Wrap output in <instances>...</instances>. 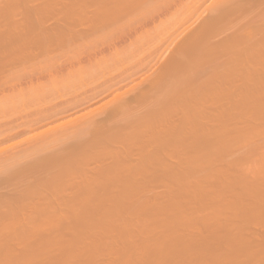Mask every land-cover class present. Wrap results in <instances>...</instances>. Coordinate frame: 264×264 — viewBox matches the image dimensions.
I'll return each instance as SVG.
<instances>
[{
  "label": "bare ground",
  "instance_id": "obj_1",
  "mask_svg": "<svg viewBox=\"0 0 264 264\" xmlns=\"http://www.w3.org/2000/svg\"><path fill=\"white\" fill-rule=\"evenodd\" d=\"M34 1L36 2V0H33V1H31V0H0V14L2 16V17H0V23H4V24H0L1 25L0 27H2L1 29L3 30V31H1V29H0V37H1V39H0V76H1L0 77V241H5L6 243L8 242V245H7L8 247L4 246V244L2 245L0 243V256L2 255V257H3V255H4V257H7V256H5L6 254H9L10 252L12 253V252L16 251V249H15L16 247L13 246V244H15V243L17 244L20 242L19 244H21V243H23V244H21V246H19L18 248L21 247L20 250H23L26 252L21 251V254H23V253L24 254L21 257L18 256V258L19 259L21 258V260L24 258L23 260H25V261H27V259L29 261L33 260V258H32L33 256L31 257L29 255L31 254V251L36 250L35 252H37V249L39 250V247L37 249L36 248L32 249L34 246H32V247H29V246H31V244L35 245L34 242L37 243L39 240H40L39 242H41V241L45 242L46 241L47 243H49V242L51 243L52 240H50V239H54V238H50V237H53L51 235L54 234L53 232L55 229H53V228H55V225H56V228H58L57 230L62 231V229H60V228H64L65 224L68 225V223H66L68 220H70L69 223L71 221H73V223H71V224H74V225L78 222V224L80 226H82L85 221H87V223L89 224L88 220L91 221L94 218L92 213L97 211V210L94 211V209H96L98 207L100 208L101 206L103 207L106 204L112 205V206L114 205L116 207L117 205L119 206L121 201L124 202L126 200V198H123V200H121L119 203L117 199H115V201H114V199H112L111 197H109V196L106 197V195H108L112 190H114V192L119 191L120 193H123L122 194L123 196H125L124 195L125 193H129V192L133 193V191H137L140 195L141 192L143 193L144 191H146V190H144V188L146 189V187L148 188V190H150L149 186H147L145 181L143 180L144 177L146 178V176H152V177H154V180H157L156 178H158V180H159L163 176H165L166 179H168V181H169V178H170V180L174 179L176 181L173 180V182L171 184L176 186L174 184V183H176L177 187L179 186V189H177V190H179L180 194L183 195V196L181 195L180 197H182V198L183 197H186V198L191 197V199L194 198L195 201L197 198L198 201L201 200L202 202L206 203V205L208 202L207 201L208 198H212L213 197L212 195H215V193L219 190H222V192L224 190V192H226L225 189L226 190L228 189L227 191H229L230 189H232L234 187L241 188L244 185H245V187H243V188H246L249 186L251 191H252V188L258 189L257 188L258 183H257V185L254 183V181L256 180V178L254 179V176L259 177L258 176L259 174L257 173L258 174V175L256 174L257 176L254 174L256 172H258V170H260L258 168L259 166L262 167L261 163H263L262 160H264L262 157V156H264L263 155L264 152L262 155H260L262 157L261 158L262 162H257L258 164L260 163L259 166L256 165V163L255 164L252 163L254 165V168H255V166H257V168H255V169L253 168L254 169L253 170L252 169L253 166L251 167V165H249L250 168L248 167V169H245L247 172H248V170H253L254 174L251 171L248 172L249 173L248 175H251V174L254 175L253 176L254 181H252L253 185L249 184V182L246 180L247 177L244 176L246 174V172L244 174V172L242 171L243 168L239 169L240 171H242V173H238L240 171L237 170V168H238L237 164L239 163V160H237V159H240L241 157L240 158L236 157V160L238 161L237 164H235V165L231 164V166L232 165L235 167L237 166L236 168L232 167V168H234L233 171L234 172L238 171L237 173H233L232 169H231V172L233 174L232 175L233 177H232V176H230L231 174L227 173V171H226V170L230 169V167L228 168V166H230V164L226 165L227 168L222 167V168H225L226 170L222 169L221 167H220L221 169H219V168H217L218 167L216 164L217 162L215 163L214 161H211V163H210L211 157L212 158H215V157L210 156V155H208V157H207L206 154L209 153V151L212 152L213 150H215L216 149L215 147H217V150H219L218 148L222 147V146H224V148H225V146L226 147L233 146V144H231V142H233V141H229V140L225 139L224 142H226V143H224L221 141V137L219 136V133H220V135L223 134V133H221V132H223L222 122L225 121V123H226V119L224 120L222 115H225V114L227 115V113H228V112H226L227 110L233 111L232 113H234V110H235V114H237V117H239V118H236L237 120L238 119L241 120L240 118H244V117H241V114L242 115L251 114V116H252V114H259L260 116H262V115L264 116V110H261L260 106H259L260 110H258V108H256V110L255 109L247 110L246 109L247 107H244L247 102H249V103H252L253 101L256 102L255 101L256 96L260 93L263 94V92H264V0H211V1L209 0L210 1L209 3H208V0H96L97 3H94V0H92L91 3L96 4V6H95L96 8H94V5H92L93 9H95V11L92 9L94 12L93 11L92 12L87 11V10L91 11L90 8H92V7L87 6V3L90 5L89 1H91V0H84V1L81 0L82 4L79 0H76V1H78L76 4H75V0H74V3H72V1L69 3L70 0L67 2L65 1V3H67V4H65V6L68 7L70 5L71 10L74 9L78 5L77 8L75 9V12H76L77 16L79 15L78 13H80L81 16L79 15L78 16L79 18H77L75 16L73 17V13H75L74 10L70 14V16L72 15L73 18L72 17L70 18V16L68 14L71 10L69 8H68L69 12L66 11L64 14V11L67 9V8H65L64 4H62L63 5L62 8H64L63 9L64 11H61L62 8L57 9L58 12L56 11V13H57L56 14L54 11V15L56 14L54 16L52 14L53 12L51 11L52 7L48 11L49 6L48 7L45 6L46 4H48L52 0H45L44 1L45 3L48 2L46 4H44V2H42L43 6H45V7L41 6L42 9H40V10H42V12H39L40 11L39 7H38V10L35 7H34L35 9L33 8V6H36ZM41 1H43V0H41ZM37 3H38V0H37ZM68 3H69V5H68ZM205 3H208V4L205 5ZM30 4H33V6L31 5L32 7L31 6L28 7V5H30ZM40 4H41V2H40ZM52 4H54V1H52ZM71 5H74V6H71ZM53 6H55V5H53ZM79 6L81 7L80 12L78 9ZM85 6H87V7H85ZM43 8H44V10H46L45 13H43L44 12ZM46 8H48V9H46ZM201 9H203V11ZM20 10L22 11V12H20L22 16L21 17L19 16L18 19L22 18L23 20L20 19L19 21H22V22L18 23L17 13L20 15V13H19ZM81 10L83 12H81ZM15 11H16V16H15L16 18L14 19V18H12V15L14 17ZM3 12L4 13L7 12V13H5L6 15H4ZM8 12L9 13L13 12V14H9ZM23 12H25V13H23ZM59 12H63V13L61 14ZM46 13H51V16L49 17V15ZM66 13L69 16V17L67 16L68 18L65 17ZM202 13H204L205 15H203ZM7 14H9V16H7ZM195 14L197 16H201V14H202L203 17L202 16L199 17L200 19H198L199 20L198 21L197 20L198 17ZM4 16H6V17H4ZM192 16H194V18ZM186 17H188V19H190L189 17H192L193 20L192 19L191 20L195 26L192 24V26L189 27L188 25H190V23H192V22H191V20H189L190 23H188L189 21L186 19ZM195 18H196L197 24H196ZM51 19H53V22L51 23L52 26L49 24L50 25V27H49V25L46 23L49 21H52ZM2 20L4 22H1ZM13 20H16V22H14ZM5 21H7L8 25H6L7 23L5 24ZM174 21H175V23L173 24ZM186 21H187L186 24H188L187 27H189V29H186V31L182 34V36H181V33L185 29H183V28H182L183 30L180 29L179 35L181 37L179 35H176L177 37L174 38V36H175V34L173 36L174 31L176 33H178V30L176 31L175 29H177V27H180V25H183V24H184L183 26L185 28L186 27V25H185ZM178 24H179V26H178ZM4 26H7V28H9V29H7V31H6L5 30L6 27H4ZM171 35L173 36L172 38H170ZM176 38H179V39L176 40ZM173 39H175L176 41ZM168 40H170L171 42ZM157 41H160V42H157ZM173 41H175V43ZM161 42H163L162 44H160L161 47L166 44L165 45L166 48L164 47V50H165V53H166V51L169 52V54L166 53V54H168V56L162 54L164 52V50L162 49L163 47L161 48L160 46H158V44ZM168 42H169L168 45H170L173 42L171 45V46H173V48H171L170 46L169 47L171 49L168 48V46H167ZM153 43L154 44L157 43V45L154 46V45H152ZM152 46H153V50H152ZM159 48H160V50H158ZM146 49H149V51ZM167 49H169V51ZM146 51H148L147 54L145 53ZM145 55H147V56L145 57ZM162 57H164V58H162ZM212 64H214V65L212 66ZM10 71H12L11 74L9 73ZM3 73H4V75L7 73L8 76L3 77V75H2ZM199 79H201V80L198 83ZM254 98H255V100H254ZM258 101H260V99ZM258 101H257V103H258ZM261 101H263V100H261ZM243 104H244V106H243ZM258 104H260V102ZM96 105H98V106H96ZM247 105H249V104H247ZM93 106H96V107L89 109L90 107H93ZM243 107L246 110L242 109ZM251 108H253V107H251ZM205 110H211L212 114L214 113V110H215L216 113H215V115H209V114H211V113H209L210 111L208 112L209 113L208 114ZM219 110L220 111L222 110L221 113H219L220 112ZM236 110H238V111L236 112ZM240 110H242V111H240ZM243 110L247 111V112H243ZM230 111H229V113L232 114ZM226 115H225V118H226ZM227 116H228L227 119L231 118V117H229V115H227ZM245 116H247V115H245ZM255 116H258V115H255ZM231 119L234 120L235 118H231ZM250 120H251V117H250ZM250 120L248 122H250ZM238 121H236V122L231 121V122L237 123ZM244 121H245V118H244ZM252 121H254V120H252ZM255 122H256V120H255ZM258 122L261 123V121H258ZM216 123L217 124L221 123V124H219V127H218V125H216ZM243 123H245V122H243ZM210 124H213V125H210ZM246 124H247V121H246ZM248 124H250V123H248ZM253 124H255V123L253 122ZM251 125H252V123H251ZM224 126H225V124H224ZM253 126H255V125H253ZM232 127L234 130H238L237 129L238 126L236 129L234 128L235 126H231L230 128H228V127L227 128L229 130H231ZM248 128H249V126H248ZM248 128H246V129H248ZM251 128L256 129L255 131L252 129L256 134L258 126L256 125V128H254V127H251ZM228 129H226V130H228ZM234 130H233V132H234ZM258 130H262V129H258ZM239 131H242V130H239ZM246 131H248V130H246ZM257 132H259V131H257ZM262 132H264V131H262ZM262 132L260 131L261 134H263ZM251 133H252V131L250 132V134ZM242 134H244V132ZM246 134L243 136H241L239 134V136L244 137V136H246ZM250 134L249 133L247 134V135H249L248 137H250ZM258 134L259 133H257V136H258ZM259 136H260V134H259ZM237 138L238 137H236V139ZM251 138L252 137H250V139ZM236 139L234 140L235 142H236ZM242 139L243 138H241V141H243ZM253 139H255V138H253ZM253 139H252V141H253ZM260 139L263 141V138H260ZM238 140H239V138H238ZM245 140H247V139L245 138ZM245 140L243 142H247ZM259 141H257V142H259ZM262 141H260V142L262 143ZM239 142H240V140H239ZM248 142H249V140H248ZM257 142H255V143H257ZM260 142L258 145H260ZM228 143H230L231 145H229ZM250 143H251V141H250ZM245 144H247V143H244V145H243L244 147L246 146L244 148V150L246 148H248L247 145H245ZM234 145H235L234 146V148H235L239 144H234ZM253 145H254V143H251V147ZM262 145H263V143H262ZM248 146H249V148H251L250 144ZM253 148H254V146H253ZM221 149H223V148H221ZM235 149H237V148H235ZM239 149H240V145H239ZM256 149H255V154L257 153ZM260 149L264 150L263 146ZM223 150L225 151V149H223ZM241 150H242V152H244L243 148H241L240 150H237V151L241 152ZM263 150H261V151H263ZM189 151H190V154L193 153V154H191L192 155L191 157H193L194 152L198 153V151L199 152L204 151L205 155L204 154L203 155L207 158H203L205 161L203 159H202L203 161L200 159H198V161L199 160L202 161L203 164L205 162L206 166L208 165L209 167L207 168L205 166L206 169H208V170L207 171L204 170L206 172H204V173L202 172L203 173L202 176H200L202 174L201 173L202 170L200 167L199 168L200 173H197L198 174L197 177H194L193 175H188L189 176V180H188L187 173L188 174L193 173V171L192 172L190 171V169L192 168L193 159L192 160L189 159V161L190 162L192 161V162L187 163V161H186L187 159L185 158V155L187 154L186 152H189ZM248 151L250 152V150H248ZM261 151H260V153H261ZM253 153H254V151H253ZM214 154H215V152H214ZM251 154H249V155H251ZM237 155H239V154H237ZM245 155L247 156V153ZM231 156H232V154H231ZM239 156H241V154ZM248 156H247V158H248ZM252 156L255 158L257 155L254 156L252 154ZM132 157H134V159ZM201 157H203V156H201ZM228 157H229V155H228ZM182 158H183V160H185V163H187V164H185L184 162L183 163L180 162L182 160ZM188 158H190V157H188ZM196 158H197V156H196ZM216 158L219 159V157H217V155H216ZM166 159L173 164L169 163L168 165L165 166L164 164H166V161H167ZM223 159H222V162H223ZM225 159H226V156H225ZM132 160L134 161V163H131ZM213 160H215V159H213ZM232 160H230V161L232 162ZM236 160H234L235 163H236ZM241 160H242V158H241ZM241 160H240V162H241ZM254 160H256V159H254ZM196 161H197V159H196ZM196 161L194 162V164L196 163ZM198 161H197V163H200V161L199 162ZM227 161H225L224 164L221 163L220 166L225 165ZM230 161H229V163H230ZM243 161L244 160H242L241 163H243ZM249 161H251V160H249ZM252 161H253V159H252ZM213 162H214V164H213ZM174 163H176V164H174ZM197 163L195 166L198 165ZM232 163H234V162H232ZM245 164L247 166L248 163H245ZM160 165H161V167L162 166L163 167L161 168ZM204 165L202 166L203 168H204ZM244 166L245 165L242 164V166H240V167H244ZM193 168L195 169L196 167H193ZM261 171L262 172L259 171L260 176L262 178H264V174H261V173H264L263 167H262ZM196 172H198V171H196ZM207 172H209V174H205ZM227 174L231 178L228 177ZM190 176H193L194 178H191ZM226 176L229 179H227ZM251 176H250V178H251ZM261 177H259V178L262 179ZM223 178H225V180ZM147 179H148V177H147ZM149 179H148V181H149ZM160 181L161 180H159V183H160ZM168 181L165 180L166 183ZM246 181L248 182V184ZM263 181H264V179H263ZM150 182H152V180ZM256 182H257V180H256ZM169 183H170V181L167 184H169ZM250 183H251V181H250ZM157 184H158V182H157ZM254 184L257 187H255ZM259 185H261V187H262V184H259ZM157 186L159 187V184ZM169 187L170 186H168L167 188H169ZM249 187H248V190H249ZM156 188H154V190L153 189H151V190L155 191ZM68 190H69V192H68ZM139 190H142V191L139 192ZM174 190H172V191L174 192ZM241 190H243V189H241ZM248 190H246V191H248ZM64 191L68 192V194L64 193ZM254 191L256 192V190H254ZM168 192H170V191H168ZM177 192L175 191L174 193H177ZM229 192H232V191H229ZM138 193H136V194L138 195ZM152 193H153V195H155V199L156 198L158 199V197H157L158 195H157L156 191L152 192ZM152 193H151V195H152ZM218 193H220V192H218ZM147 194H149V192ZM147 194L142 195V197L147 196ZM171 194H172V192H171ZM122 195H120V196H122ZM134 195H135V192H134ZM134 195H129V196L134 197ZM153 195L151 196V198L153 197ZM170 195H168V196L170 197ZM177 195L179 196V194H177ZM222 195H223V193H222ZM250 195H252V194H250ZM255 195H257V194H255ZM159 196H161V194H159ZM162 196H163V194H162ZM162 196H161V198L159 197L160 201L163 198ZM173 196H174V194H173ZM113 197H114V195H113ZM137 197L138 196H136V198ZM169 197H168V199H169ZM252 197H253V195H252ZM108 198H111V199H108ZM119 198L120 197H118V199ZM259 198L261 199V197H259ZM147 199H150V197L146 198L144 200H147ZM217 199H219V198H216V201H217ZM225 199L227 201L226 197H225ZM236 199H240V198H237V196H236ZM127 200H130V198L129 199L127 198ZM139 200H141V199H139ZM139 200L136 202H139ZM142 200H143V198H142ZM172 200H175V199L172 198ZM172 200H170V202ZM179 200H176L177 202H175V205H177ZM184 200H183V203H184ZM203 200H206L207 202H205ZM213 200H215V199H213ZM234 200H235V198H234ZM158 201H157V203H158ZM212 201H211V203H212ZM231 201H233V200H231ZM231 201L229 200V202H231ZM241 201H242V198H241ZM253 201L256 202V200H253ZM123 202H122V204H123ZM129 202H131V201H129ZM129 202H128V204H129ZM136 202L133 201L132 203L135 204ZM149 202H153V201L149 200ZM149 202H148V205H149ZM162 202L164 203V201H162ZM188 202H189V200H188ZM188 202H186V203H188ZM192 202H194V201H192ZM202 202H200V204ZM215 202H213V203H215ZM222 202L223 201H221V204H222ZM224 202H225V200H224ZM132 203H130V205ZM142 203H140V204L136 203L135 205H137V204L141 205ZM144 203H145V201H144ZM186 203H184V204H186ZM191 203H190V205H191ZM233 203L234 202H232V204ZM128 204H127V206H128ZM145 204H147V203H145ZM156 204L154 203L153 205L155 206ZM171 204H174V201ZM219 204H220V202H219ZM228 204H230V203H228ZM235 204H237L236 200H235ZM157 205H160V203ZM179 205H182V207H183L182 202ZM188 205H189V203H188ZM195 205H196V203H195ZM208 205H209V203H208ZM238 205H239V202H238ZM255 205H256V203H255ZM258 205H259V203H258ZM129 206H128V208L131 209V206L130 207ZM145 206L146 205L143 206V204H142V207L146 211H148V207H150V206H148L147 209L145 208ZM170 206L173 207V205H170ZM115 207H114V209H115ZM133 207H134V205L132 206V208ZM157 207H160V206H157ZM217 207H219V206H217ZM237 207H239V206H237ZM250 207H252V206H250ZM261 207H262V204H261ZM67 208H70V210H73V211H71V212L65 211V210H68ZM135 208H137V207H135ZM139 208H141V207H139ZM199 208H201V207H199ZM205 208L206 207H204V209ZM253 208H254V205H253ZM150 209L152 210V207ZM150 209H149V211H151ZM153 209H155V208L153 207ZM201 209H203V208H201ZM204 209H203V211H204ZM229 209L234 210L235 208L230 207ZM242 209H244V208H242ZM82 210H85V211L88 210V212L90 210L91 216L93 218H91V216H89L88 218H90V219L87 220V216L83 215V212H85V211L82 212ZM132 210H134V209H132ZM158 210L159 209H157L156 211L158 212ZM163 210H165V212H166L167 208H165V209L163 208ZM177 210H179V209H177ZM221 210L223 211V209H221ZM225 210H227V209H225ZM233 210H231L230 212H232ZM104 211H105V208H104ZM188 211H190V209ZM212 211H213V209H212ZM258 211H256V213ZM88 212H85V213L87 214ZM90 212L88 213V215H90ZM115 212H114V214H116ZM133 212L135 213V211H133ZM160 212H162V211L160 210ZM167 212H169V211H167ZM174 212L178 213V211H174ZM174 212L172 211V213H174ZM191 212H192V210H191ZM194 212H196V211H194ZM233 212H235V211H233ZM80 213H82V214H80ZM104 213H106V212H104ZM136 213H135V215L139 214V212L137 214ZM142 213H143V211H142ZM183 213H185V212H183ZM221 213H223V212H221ZM248 213H247V215H248ZM102 214H103V212H102ZM107 214H108V212H107ZM179 214H181V212ZM190 214H192V213H190ZM223 214H225V213H223ZM94 215H95V213H94ZM146 215H148V214H146ZM234 215H235V213H234ZM234 215L232 217V220L234 218ZM253 215L258 217V215H256V214H253ZM125 216H126V214L124 215V217ZM171 216H173V215L171 214ZM180 216H182V215H180ZM186 216H187V214H186ZM220 216L222 219L223 215L221 214V215H219V217ZM240 216H242V215H240ZM249 216L251 219V215H249ZM106 217H107V215H106ZM156 217H157V215H156ZM174 217H175V215H174ZM184 217H185V215H184ZM104 218H105V216H104ZM108 218L109 217H107L106 219H108ZM128 218H131V217H128ZM179 218L180 217H178V219ZM84 219H86V220L84 221ZM111 219L113 220V218H111ZM139 219H141V218H139ZM144 219H143V221H145ZM173 219H175V218H173ZM188 219H189V217H188ZM255 219H256V217H255ZM255 219L253 218V220H255ZM258 219H260V217ZM116 220L120 221L121 216H120V219H116ZM122 220H123V218H122ZM135 220H136V218L134 219V221ZM150 220H151V218H150ZM160 220L161 219H159V222H160ZM181 220L183 221V219H181ZM205 220H207L206 217H205ZM74 221H76V223ZM81 221H82V223H79ZM97 221L99 222V218ZM129 221H130V219H129ZM136 221L138 222V220H136ZM149 221H147V222H149ZM168 221H169V219H168ZM174 221L175 220H173V222ZM184 221H187V220H184ZM222 221L217 220V222H222ZM247 221L251 222L252 220L250 221L248 219V220H246L245 223H247ZM262 221H263V219H262ZM102 222H104V221H102ZM105 222H110V221L106 220ZM137 222H135V223H137ZM224 222H225V220H224ZM226 222L231 223L230 221H227V220H226ZM90 223H92V221ZM117 223H119V222H115L114 224L116 225ZM126 223L128 224V220ZM135 223H134V225H135ZM151 223H153V222H151ZM174 223L177 224V222H174ZM186 223L187 222H185V224ZM192 223H193V221H192ZM196 223H197V221H196ZM88 224H87V226H89ZM140 224H141V220H140ZM156 224H158V223H156ZM159 224L162 225L161 223H159ZM170 224H171V222L169 223V225ZM206 224H208V223L206 222ZM206 224H205V226H206ZM213 224H215V223H213ZM85 225H86V223H84V226ZM142 225H143V223H142ZM160 225H159L158 229L162 230V229H160ZM173 225L175 226V224H172V226ZM191 225H194V223ZM219 225H221V224L219 223ZM231 225L237 226L236 224L234 225V223ZM123 226H121V227H123ZM154 226L156 228L155 224H154ZM166 226H168V225H166ZM189 226H190V224H189ZM207 226H209V225H207ZM212 226H211V228H212ZM233 226H232V229L234 228ZM50 227L51 228L53 227L52 230L50 229ZM105 227H107V225ZM162 227H163V225L161 226V228ZM176 227H177V225H176ZM176 227H171V229L172 228L174 229ZM186 227H184L183 229H187L189 231V229ZM198 227H200V225ZM72 228H74V226H72ZM127 228H128V226H127ZM137 228H139V227L137 226ZM137 228H135V229H137ZM145 228L143 227L142 229H145ZM164 228H165V226H164ZM69 229H71V227ZM94 229H97V228L94 227L93 230ZM104 229H106V228H104ZM112 229H115V228L113 227ZM124 229H121V230H124ZM132 229H134V228L132 227ZM140 229L141 228H139L138 231L135 230V231H137L136 232L137 234H138ZM147 229H145V230H147ZM168 229H170V228H168ZM171 229H170V231H172ZM219 229L223 230V228H219ZM238 229H240V228H238ZM78 230H80V229H78ZM89 230H91V229H89ZM149 230H151V229H149ZM149 230H148V232H149ZM235 230L233 229V232ZM74 231H76V230H74ZM85 231H83V235L88 234V233L84 234ZM97 231L99 233L101 230L100 231L97 230ZM166 231H165V233H166ZM212 231L215 232V230H212ZM212 231H210V232H212ZM237 231L240 232V230H237ZM259 231H260V228H259ZM64 232H65V230H64ZM88 232H89V234L92 233L94 236L93 231L92 232L88 231ZM104 232H106V231H104ZM122 232L124 233V231H122ZM153 232H155V231H153ZM162 232H163V230H162ZM180 232L181 231H179V233ZM196 232H194V233H196ZM260 232H262V230ZM61 233L62 232H60V234ZM92 234H91V236H92ZM100 234H102V233L100 232ZM131 234L132 233H130V235ZM168 234H169V231H168ZM177 234H178V232H177ZM235 234H238V233L236 232ZM71 235L72 234H70V236ZM80 235L83 236L82 234H80ZM106 235H105V237H106ZM130 235H128V236H130ZM154 235H153V237H154ZM163 235L167 236V233L163 234ZM195 235H197V234H195ZM200 235H201V233H200ZM256 235H258V233ZM100 236H102V235H100ZM192 236H193V234H192ZM229 236H231V235H229ZM239 236H240V233H239ZM54 237H56V236H54ZM74 237H75V235H74ZM141 237H144V236H141ZM47 238L48 239L50 238L49 239L50 241ZM76 238H77V240H76ZM84 238L85 237H82L80 239L82 240ZM151 238H150V240H152ZM155 238H156V236H155ZM161 238H163V237H161ZM161 238H160V240L162 241ZM164 238H165V236H164ZM187 238H189V237H187ZM193 238L195 239V237H193ZM230 238L232 239V237H230ZM256 238H257V236H256ZM60 239H61V237H60ZM80 239L78 240V237H75V240L73 239L74 242L79 243L77 245L78 247L81 246V244H80L81 242H77V241H81ZM129 239H131V238H129ZM142 239L143 238H141V240ZM178 239H179V237H178ZM189 239L191 240L192 238H189ZM204 239H202V241ZM214 239L216 240V238H214ZM94 240H95V238H94ZM97 240H99V239H97ZM101 240H104V239H101ZM123 240L125 241V238ZM215 240H214V242L218 243L219 240L218 241H215ZM240 240H242V239H239V242H241ZM254 240H255V238H254ZM261 240H262V238H261ZM107 241L108 240H105L104 243H107ZM167 241H169V240H167ZM178 241H180V240H178ZM235 241H238V240H235ZM244 241L246 242L247 240L244 239ZM251 241L252 240H250L249 242H251ZM43 242H41L42 245H44ZM56 242H57L56 244L59 243L58 240ZM83 242H84V240L82 241V243ZM86 242H88V241L85 240V243ZM119 242H122V240H120ZM141 242H139V243H141ZM205 242H207V241H205ZM223 242L221 243V246H222ZM242 242H241V244H242ZM11 243H13V244H11ZM47 243H45V244H47ZM52 243H55V240ZM115 243H117V242H115ZM122 243H125V242H122ZM139 243H137L138 246H139ZM142 243H141V245L143 246ZM171 243H172V240H171V242L170 241L166 242V243L162 242V244L157 243V245L158 244L159 245L158 246L156 245L155 246L156 248L154 247L155 250L153 248L154 251L151 250L152 253H150L149 252L150 250H149L148 254H152L151 256L155 255V257H156V255L160 256V254L163 253L162 251L163 250L166 251V249L168 251L169 249L172 248L171 249L172 251L173 250L176 251L175 250L176 246H177V248H176L177 252L181 253L180 251H178V249L185 248L184 244H183L184 247H183V245H182V247H180L181 242H180V244H178L179 242L175 243V246H174V244L170 245ZM188 243H189V240H188ZM227 243H228V240L226 241V244ZM235 243L238 246H240L239 245L240 243H238V242H235ZM251 243H253V242H251ZM254 243H255V241H254ZM258 243L261 244L260 242H258ZM19 244H17V245H19ZM67 244H65V245H67ZM73 244H75V243L72 242V245H71L72 249H73V246H76ZM93 244H95V242H93ZM93 244H90V245H93ZM96 244H98V243H96ZM100 244H101V242H100ZM128 244H131V243L128 242ZM149 244H152V243H149ZM192 244H195V243L193 242ZM203 244H202V246L204 247ZM243 244H244V242H243ZM243 244L241 245V247L244 248L245 245H243ZM249 244L250 243H248L247 245L249 246ZM23 245H25V247H23L24 249H22ZM47 245L50 246L49 244H47ZM83 245H84V243L82 244V246ZM106 245L109 246L108 244H106ZM214 245L209 246V244H208V245H206V247L209 246L212 248V247H214ZM233 245H231V246L234 247ZM252 245L254 246V244H252ZM45 246L46 245H44L43 247L48 248V246H46V247ZM86 246H87V244L85 245V247ZM115 246H116V244H115ZM147 246H148V244H147ZM216 246L218 247L219 244H216ZM40 247H41V245H40ZM54 247H57V245H55ZM54 247H53V250H54ZM95 247H97V246H95ZM126 247H127V245H126ZM178 247H180V248H178ZM188 247L190 249V245H188ZM195 247H196L195 245L192 246V248H194V249H195ZM209 247L206 248V249H208V251H209ZM262 247H264V244ZM30 248L32 250H29ZM44 248H40V252L43 251ZM58 248H60V247H58ZM83 248H84V246H83ZM113 248H114V251L117 250V249H115L116 247H113ZM142 248L143 247H141V249ZM197 248H199V247H197ZM243 248H241V251ZM48 249H46V250H48ZM74 249H75V247H74ZM81 249H79V251L78 250L77 251L80 253V252H82V251H80ZM87 249H88V246H87L86 250ZM121 249H122V247H121ZM219 249H220V246H219ZM246 249H248V248H246ZM246 249L244 251H246ZM250 249H248V250H250ZM17 250H19V249H17ZM62 250H63V248H62ZM67 250H69V249H67ZM86 250H84V251H86ZM91 250H93V249H91ZM104 250H106V249L104 248ZM104 250H103V252H104ZM108 250L109 249H107V252H108ZM239 250H240V248H239ZM97 251H98V249H97ZM124 251H127V250H124ZM258 251H259V249H258ZM29 252H30V254H29ZM65 252H66V250H65ZM71 252H70V254H71ZM110 252L112 253L113 251H110ZM118 252H117V254H118ZM173 252L172 253L169 252V255H170V253L173 254ZM177 252H175V253L178 255ZM201 252H206V251L203 250ZM228 252H229V250H228ZM231 252H233V250ZM25 253L27 254L26 258H25ZM41 253H42V255L44 254L43 252H41ZM85 253H87V252H85ZM93 253L94 252L90 253L91 256L95 255ZM114 253H113V255H115ZM126 253L128 254V257H129V253L128 252H126ZM219 253H221V252H219ZM247 253L249 254V252L246 251V254ZM258 253H260V252H258ZM37 254L40 255L39 252ZM37 254H35V255L38 256ZM80 254H82V253H80ZM122 254L124 257L125 252L124 253L122 252ZM122 254H120L121 256L120 255L119 256L122 257ZM127 254H126V256H127ZM130 254H131V252H130ZM136 254H139V251ZM140 254H142V253H140ZM189 254H188V256H189ZM17 255H20V252ZM32 255H33V253H32ZM56 255L57 254H55V256ZM89 255H87V256H89ZM134 255H135V253H134ZM181 255H183V253ZM202 255L203 254H201V256ZM227 255L225 257L224 256L223 257L227 258ZM36 256L34 258H37ZM101 256H102V254H101ZM133 256H132V258H133ZM147 256H148L147 257V259H148L150 257V255H147ZM162 256H163V254H162ZM166 256H168V255H166ZM191 256H193V255L190 254V257ZM58 257H60V256L58 255ZM93 257H91V259L90 258L89 259L92 260ZM99 257L100 256H98V258ZM136 257L138 258V256H136ZM174 257H175V255H174ZM174 257H173V259H174ZM218 257H220V256L218 255ZM247 257H246V260H247ZM252 257H249V258L251 259ZM262 257H263V255L261 256V259H262ZM16 258H17L16 256L15 257L13 256L14 261ZM65 258H66V255H65ZM65 258H64V260H65ZM79 258H82V256H80ZM106 258H108V256H105V259ZM160 258H161V260L165 259L164 256H163V259L161 256H160ZM182 258H184V257H182ZM257 258H259L258 255H257ZM13 259H11L12 264H13ZM19 259H17V261H15L16 264L18 263V261H19V263H22L23 260L21 261ZM69 259L71 260L70 256H69ZM73 259L74 258H72V260ZM83 259H85V258H83ZM86 259H88V258H86ZM99 259H101V257ZM150 259H149V261H150ZM158 259H159V257H158ZM158 259L156 258V260H158ZM169 259H170L169 261H171V258H169ZM196 259H194V260H196ZM213 259H214V257H213ZM239 259H242V261H243L242 257ZM254 259H256V258H254ZM8 260H9V258H8ZM97 260L98 259L96 256L95 261H97ZM126 260H128V259H126ZM140 260H141V258H140ZM217 260H216V263H217ZM7 261H5V264H7ZM131 261H132V259H131ZM141 261H143V260H141ZM141 261H140V263H141ZM149 261H148V264H149ZM185 261L182 264H185ZM191 261L189 264H191ZM252 261H254V260H252ZM8 263L10 264L11 261L9 260ZM30 263H32V261H30ZM35 263H36V261H35ZM47 263H48V261H47ZM52 263L54 264V261H52ZM89 263H91V261H89ZM102 263H103V260H102ZM113 263L117 264V263H115V261H113ZM126 263H127V261H126ZM137 263L139 264V261H137ZM152 263H153V261H152ZM154 263L157 264L156 261H154ZM163 263H164V261H163ZM177 263H179V261H177ZM187 263H188V261H187ZM199 263H200V260H199ZM199 263H197V264H199ZM222 263H225V261H222ZM226 263H227V261H226ZM233 263H234V261H233ZM236 263H237V261H236ZM246 263H247V261H246ZM261 263H262V261H261ZM0 264H2V263H0ZM3 264H4V259H3ZM27 264H29V263H27ZM76 264H78V263H76ZM249 264H250V261H249Z\"/></svg>",
  "mask_w": 264,
  "mask_h": 264
},
{
  "label": "rangeland",
  "instance_id": "obj_2",
  "mask_svg": "<svg viewBox=\"0 0 264 264\" xmlns=\"http://www.w3.org/2000/svg\"><path fill=\"white\" fill-rule=\"evenodd\" d=\"M31 1H33V0H31ZM45 0H43V1H41V0H38V3H37V0H36V2H35V4H36V6H33V4H30V5H28V7L29 6H33V8L35 7V8H37V10H38V7H39V10L40 9H42L41 8V6H43V3L42 2H44ZM52 1H54V4H52ZM52 1H50L49 3L48 2H46V3H48V4H46L45 2H44V4H46L45 6H49L48 8H46V9H48V11L50 10V8H51V11L53 12L52 14L54 15V11H55V13H56V11H57V9H61L62 7H63V5L62 4H64V6H65V4H67V3H65V1L67 2V1H69V0H52ZM57 1V2H56ZM63 1V2H62ZM72 1V3H74V0H70L69 1V3ZM80 2H81V4H82V1L81 0H79ZM84 1V0H83ZM211 1V0H210ZM209 0H208V3L210 2ZM40 2H41V4H40ZM78 1H76L75 0V4L77 3ZM90 2V5L87 3V6H91L92 8H90L91 9V11L90 10H87L88 12H92L93 10L95 11V9H93V6L92 5H94V8H96L95 6H96V4H94V3H97V1L96 0H94V3L92 4L91 2H92V0L91 1H89ZM69 3H68V5H69ZM71 3V4H72ZM208 3H205V5H207ZM80 4V5H81ZM39 5V6H38ZM53 5H55V6H53ZM60 5V6H59ZM31 6V7H32ZM45 6H43V7H45ZM71 6H74V5H71ZM78 6V5H77ZM77 6L74 8V9H70V5L68 6V7H66L65 6V8H67L65 11L63 10L64 8H62V10L61 11H64V14H65V12L67 11V12H69V10H68V8L71 10L70 12H69V16H70V14L72 13V11L74 10V12H75V9L77 8ZM87 6H85V7H87ZM204 6V5H203ZM202 6V7H203ZM55 7V8H54ZM205 7V6H204ZM203 7V8H204ZM34 8V9H35ZM80 6H79V12H80ZM53 9V10H52ZM55 9V10H54ZM77 9V10H78ZM93 9V10H92ZM43 10H44V8H43ZM97 10V9H96ZM202 11H203V9H201ZM200 10V11H201ZM45 11L46 10H44V12L43 13H45ZM93 11V12H94ZM201 11V12H202ZM18 12V11H17ZM20 12H22L21 10L19 11V13ZM39 12H42V10H40ZM58 12V11H57ZM81 12H83L82 10H81ZM4 13V12H3ZM5 13H7V12H5ZM4 13V15H6ZM9 13V12H8ZM23 13H25V12H23ZM59 13H63V12H59ZM199 13V12H198ZM9 14H13V12H11V13H9ZM9 14H7V16H9ZM46 14H48L49 15V17L51 16V13H46ZM57 14V13H56ZM55 14V15H56ZM79 15H80V13H78ZM82 14V13H81ZM203 15H205L204 13H202ZM201 14V16L203 17V15ZM17 15H18V17H17V19L19 18V16L21 17L22 15H21V13H20V15L17 13ZM44 15V14H43ZM54 15V16H55ZM67 15V13H66V18H68L69 16ZM78 15V16H79ZM196 15V14H195ZM199 15V14H198ZM16 16V11H15V13H14V17H13V15H12V18H16L15 17ZM24 16V15H23ZM58 16V15H57ZM68 16V17H67ZM77 17V18H79L77 15H76V12L75 13H73V17ZM81 16V15H80ZM197 16V15H196ZM195 16V17H196ZM201 16H197L198 18H197V20L198 19H200L199 17H201ZM0 17H2L1 16V14H0ZM4 17H6V16H4ZM72 17V15L70 16V18ZM72 17V18H73ZM193 18H194V16H192ZM192 17H189L190 19H188V17H186V19L189 21V20H193V18ZM11 18V17H10ZM69 18V19H70ZM20 19H22V18H20ZM20 19H18L17 21H18V23H20V22H22V21H19ZM50 19V18H49ZM76 19V18H75ZM23 20V19H22ZM52 21H49V22H47L46 24H50L51 25V23L53 22V19H51ZM185 20V19H184ZM192 20H191V22H192ZM14 22H16V20H13ZM195 21H196V18H195ZM199 21V20H198ZM1 22H4L3 20L1 21ZM7 23V21H5V24ZM175 23V21L173 22V24ZM184 23V22H183ZM182 23V24H183ZM187 23V21L185 22V25H186V27L184 28V24L183 25H180V27H177V29H175L176 31L178 30V33H176L175 31H174V33H173V36H174V34H175V36H174V38L175 37H177L176 35H179V33H180V29L181 30H183V29H185V30H183V32L181 33V36H182V34L186 31V29H189V27L190 26H192V24H193V22L192 23H190V21L188 22V23H190V25H188V24H186ZM0 24H4V23H0ZM196 24H197V21H196ZM6 25H8V23L6 24ZM47 25V26H48ZM50 25H49V27H50ZM187 25L189 26V27H187ZM194 25V24H193ZM1 26V25H0ZM3 26V25H2ZM52 26V25H51ZM178 26H179V24H178ZM183 26V27H182ZM195 26V25H194ZM4 27H6L5 28V30L7 31V29H9V28H7V26H4ZM2 27H0V29H1ZM183 28V29H182ZM4 30V31H5ZM1 31H3L2 29H1ZM172 35L170 36V38H172L173 37ZM180 36V35H179ZM180 36V37H181ZM169 38V39H170ZM0 39H1V37H0ZM177 39H179V38H176V40ZM171 40V39H170ZM170 40H168V41H170ZM173 40H175V39H173ZM175 40V41H176ZM175 41H173L174 43H175ZM157 42H160V41H157ZM171 42V41H170ZM172 42V43H173ZM163 42H161V43H159L158 44V46H160V44H162ZM172 43L170 44V45H168L169 44V42L167 43V46H168V48H173V46H171L172 45ZM152 45H157V43L156 44H152ZM166 45V44H165ZM160 46L163 50H164V47L166 48V46ZM174 45V44H173ZM170 46V47H169ZM157 47V46H156ZM170 48V49H171ZM146 50H148L149 51V49H146ZM152 50H153V46H152ZM158 50H160V48L158 49ZM168 51H169V49H167ZM148 51H146L145 53L147 54V52ZM160 52V51H159ZM165 53V50H164V52L162 53L163 55H167L168 56V54H169V52H167L166 51V53H168V54H164ZM147 55H145V57H146ZM162 58H164V57H162ZM162 60V59H161ZM214 64H212V66H213ZM11 72L12 71H10L9 73L11 74ZM3 75V77L4 76H8L7 75V73L4 75V73L2 74ZM1 77V76H0ZM200 80L201 79H199L198 80V83L200 82ZM263 92V91H262ZM264 92H263V94L262 93H260V94H258L257 96H256V100H255V98H254V100L256 101V102H252V103H249V102H247L246 104H245V106H244V104H243V106L244 107H247L246 109L247 110H249V109H255L256 110V108H258V110H264ZM260 96V97H259ZM263 98V99H262ZM260 99V101H258ZM261 100H263V101H261ZM257 101H258V103L260 102V104H258L257 103ZM263 102V103H262ZM256 105H254V104ZM247 104H249V105H247ZM253 104V105H252ZM262 104V105H261ZM247 105V106H246ZM258 105V106H257ZM96 106H98V105H96ZM96 106H93V107H90L89 109H92V108H94V107H96ZM261 108H260V107ZM244 107L242 108V109H244ZM251 107H253V108H251ZM263 107V108H262ZM260 108V109H259ZM246 109H244V110H246ZM243 110V112H247V111H244ZM207 113L209 112V113H211V114H209V115H215V110H214V113L212 114V112H211V110H205ZM213 111V110H212ZM218 111V110H217ZM220 111V110H219ZM222 111V110H221ZM221 111L219 112V113H221ZM229 111L230 110H227L226 112H228L227 113V115H229V117H231V118H239V117H237V114H235V110H234V113H232L233 111H230L232 114H230L229 113ZM238 110H236V112H237ZM240 111H242V110H240ZM218 113V112H217ZM207 114V115H208ZM226 115V114H225ZM225 115H222L223 116V119L225 120L226 119V123H225V121H223L222 122V126H223V132H221V133H223V134H221L220 135V133H219V136L221 137V141L222 142H224V140L226 139V140H229V141H233V142H231V144H233V146H228V147H226L225 146V148H224V146H222V147H219L218 149L219 150H217V147H215L216 149V151L215 150H213L214 152H215V154H214V152L212 151V152H210L209 151V153H207L206 155H207V157H208V155H210V156H214L215 158H212L211 157V159H210V163H211V161H214L216 164H217V168H219V169H221L222 167H226L227 168V164L229 165L230 164V166H228V168L230 167V169H228V170H226L225 168H222V169H225L226 171H227V173H230L231 175L230 176H232L233 174H232V172L233 173H237L238 171L237 170H239L240 168H243L244 170L245 169H248V167L250 168V166L249 165H251V167H252V169L254 168V165L252 164V163H256V165H258L259 166V164L257 163V162H262L263 161V163H261V166L264 168V160H262L261 158L263 157V159H264V156H260V155H262L263 154V152H264V150L263 149H260V148H262V146H263V148H264V132H262V131H264V116L262 115V116H260L259 114H252V116H251V114H245V115H247V116H245V115H242L241 114V117H244L245 118V121H244V118H240L241 120H233V119H227L228 118V116L226 115V118H225ZM234 115V116H233ZM255 115H258V116H255ZM233 116V117H232ZM236 116V117H235ZM250 117H251V120H250ZM248 120H247V119ZM256 118V119H255ZM260 119V120H259ZM263 119V120H262ZM230 120V121H229ZM250 120V122H248ZM252 120H254V121H252ZM255 120H256V122H255ZM228 121V122H227ZM231 121H238L237 123H235V122H231ZM246 121H247V124H246ZM258 121H261V123H259ZM230 122V123H229ZM240 122V123H239ZM242 122V123H241ZM243 122H245V123H243ZM253 122L255 123V124H253ZM258 122V123H257ZM248 123H250V124H248ZM251 123H252V125H251ZM219 124H221V123H216V125H218V127H219ZM224 124H225V126H224ZM235 126L234 128L236 129L237 128V126H238V130H234L233 129V127L231 128V130H229L228 128H230L231 126ZM237 124V125H236ZM259 124V125H258ZM262 124V125H261ZM210 125H213V124H210ZM215 125V124H214ZM215 125V126H216ZM249 126V128H248V126ZM253 125H255V126H253ZM256 125L258 126V129H262V130H258L257 129V131H259V132H257L256 131V134H255V130L256 129H253V128H251V127H254V128H256ZM230 126V127H229ZM245 126V127H244ZM247 126V127H246ZM251 126V127H250ZM262 126V127H261ZM189 127V126H188ZM217 127V126H216ZM215 127V128H216ZM217 127V128H218ZM226 127V128H225ZM228 127V128H227ZM245 128V129H244ZM246 128H248V129H246ZM226 129H228V130H226ZM254 131H253V130ZM214 130V129H213ZM221 130V129H220ZM221 130V131H222ZM233 130H234V132H233ZM239 130H242L243 132H244V134H242L243 132L242 131H239ZM246 130H248V131H246ZM226 131V132H225ZM233 133H232V132ZM238 131V132H237ZM246 131V132H245ZM252 131V133L250 134V132ZM260 131L263 133V134H261L260 133ZM220 132V131H219ZM225 132V133H224ZM228 132V133H227ZM254 132V133H253ZM235 133V134H234ZM249 133L250 134V137H252L251 139H250V137H248L249 135H247V134ZM257 133H259L260 134V136H259V134H258V136H257ZM238 134V135H237ZM239 134L241 135V136H243V135H245L246 134V136H244V137H241V136H239ZM253 134V135H252ZM259 138H257L255 135ZM225 135V136H224ZM236 135V136H235ZM227 136V137H226ZM262 136V137H261ZM236 137H238L239 138V140H240V142H239V140H238V138L236 139ZM248 137V138H247ZM223 138V139H222ZM231 138V139H230ZM236 139V142L234 141L235 139ZM241 138H243L242 140L244 141L245 140V138L247 139V140H245V141H247V142H243V141H241ZM253 138H255V139H253ZM260 138H263V141L260 139ZM252 139H253V141H252ZM248 140H249V142H248ZM262 141V143H263V145H262V143L260 142V141ZM250 141H251V143H254V148H253V146L251 147V143H250ZM257 142V141H259L260 142V145H258L259 144V142H257V143H255V142ZM235 142V143H234ZM224 143H226V142H224ZM241 143V144H240ZM244 143H247V144H245V145H247V147L248 148H246L245 150H244V148L246 147H244L243 145H244ZM250 144V147L252 148H249V144ZM229 145H231L230 143H228ZM234 144H239L240 145V149L241 148H243V151L244 152H242V150H241V152H239V151H237V150H240L239 149V145L238 146H236L235 148H237V149H235L234 148ZM257 146H256V145ZM262 145V146H261ZM256 146V147H255ZM259 146V147H258ZM221 148H223V149H225V151L223 150V149H221ZM257 148V149H256ZM230 151H229V150ZM255 149H256V154H255ZM248 150H250V152L248 151ZM261 150H263V151H261V153H260V151ZM229 151V152H228ZM237 153H236V152ZM253 151H254V153H253ZM259 151V152H258ZM218 152V153H217ZM226 152V153H225ZM249 152V153H248ZM187 154L185 155V158L187 159L186 161H187V163L188 162H190L189 161V159L190 160H192L193 159V163H192V168L190 169V171L192 172L193 171V173H187V177H188V180H189V176L188 175H193L194 177H197V173H200V167H201V173L203 172H206L208 169H206V167L208 168L209 166L207 165L206 166V163L204 162V164H203V158H207V157H205L204 155H205V153H204V151H198V153H195L194 152V155H193V157H191L192 155L191 154H193V153H191L190 154V151L189 152H186ZM200 153V154H199ZM211 153V154H210ZM223 155H222V154ZM229 153V154H228ZM243 153V154H242ZM247 153V156L249 155V154H253L254 156L255 155H257L255 158L252 156V154L251 155H249L248 156V158H247V156L245 155V154ZM204 154V155H203ZM227 154V155H226ZM231 154H232V156H231ZM237 154H241V156H239V155H237ZM189 155V156H188ZM216 155H217V157H219V159L218 158H216ZM221 155V156H220ZM228 155H229V157H228ZM243 155V156H242ZM260 157H259V156ZM264 155V154H263ZM196 156H197V158H196ZM201 156H203V157H201ZM225 156H226V159L228 160H226L225 159ZM251 156V157H250ZM188 157H190V158H188ZM233 157V158H232ZM236 157H238V158H242V160H244L243 161V163H241L242 162V160H241V158L240 159H237V160H239V163H238V161L236 160ZM253 157V158H252ZM259 157V158H258ZM133 159H134V157H132ZM224 158V159H223ZM231 158V159H230ZM258 158V159H257ZM196 159H197V161H198V159H200V160H202V161H200V163H197V161H196ZM213 159H217L216 161L215 160H213ZM222 159H223V162H222ZM233 159V160H232ZM252 159H253V161H252ZM254 159H256V160H254ZM167 160V159H166ZM170 160V159H169ZM230 160H232V162H234V163H232ZM234 160H236V163H235V161ZM240 160H241V162H240ZM247 160V161H246ZM249 160H251V161H249ZM262 160V161H261ZM171 161V160H170ZM196 161V163L199 165H197V166H195L196 165V163L194 164V162ZM198 161V162H199ZM205 161V160H204ZM225 161H227L226 162V164L225 165H221L220 166V164L222 163V164H224V162ZM229 161H230V163H229ZM255 161V162H254ZM180 162H184L185 163V160H183V158H182V160L180 161ZM192 162V161H191ZM190 162V163H191ZM214 162H213V164H214ZM219 162V163H218ZM131 163H134V161L132 160L131 161ZM169 163H171V162H169L168 160L166 161V164H164L165 166L166 165H168ZM187 163H185V164H187ZM189 163V164H190ZM209 163V164H210ZM238 163V164H237ZM245 163H248L247 164V166H246V164ZM251 163V164H250ZM171 164H173V163H171ZM174 164H176V163H174ZM188 164V165H189ZM215 164V165H216ZM231 164H237V166H238V168H237V172H234L233 171V169L234 168H232V167H235V166H231ZM241 164V165H240ZM242 164L243 165H245L244 167H240V166H242ZM263 164V165H262ZM191 165V164H190ZM204 165V168L202 167ZM206 166V167H205ZM236 166V167H237ZM160 167H161V165H160ZM163 167V166H162ZM161 167V168H162ZM193 167H196L195 169L193 168ZM221 167V168H220ZM235 167V168H236ZM246 167V168H245ZM262 167H258L260 170H258V172H256L255 174L253 173V170L255 169V168H257V166H255V168L253 169V170H248V172L249 171H251L254 175H256L257 173L259 174H257L259 177H261L260 176V173H259V171L260 172H262L261 170H262ZM160 168V169H161ZM231 169H232V172H231ZM242 169V171L244 172V174H245V172H246V174L244 175L245 177H247L246 178V180L249 182V184H251V185H253V182L252 181H254L253 180V176L254 175H248L249 173L245 170H243ZM195 170V171H194ZM204 170H206V171H204ZM196 171H198V172H196ZM240 171V170H239ZM242 171H240V172H238V173H242ZM257 171V170H256ZM255 172V171H254ZM203 173L200 175V176H202L203 175ZM196 174V175H195ZM205 174H209V172H207V173H205ZM204 174V175H205ZM261 174H264V173H261ZM256 175V176H257ZM193 176H190L191 178H194ZM227 176L228 177H230L228 174H227ZM226 176V177H227ZM249 176V177H248ZM250 176H251V178H250ZM147 177H148V179H149V181H148V179H147ZM165 176H163L162 178L164 179H162V178H160L159 180H161L160 181V183H159V180H158V178H156L157 180H154V177H152V176H146V178L144 177V181H145V183H146V185L147 186H149V189L150 190H148V188L146 187V189L144 188V190H146V191H144L143 189V193L141 192L142 190H139V192H141V194L139 195V193L137 192V191H133V193L131 192H129V193H125L124 195L125 196H123L122 194L123 193H120L118 190V192H114V190H112L108 195H106V197H111L112 199H114V201H115V199H117L118 200V202L120 203V201L121 200H123V198H126V200L123 202V201H121V203L119 204V206L117 205L116 207H115V209H114V207L112 206V205H108V204H106V205H104L103 207L101 206L99 209L98 208H96V209H94V211L95 210H99L98 212L97 211H95V212H93L92 214H93V217L91 216V212H90V210H89V212H90V215H88V210L87 211H85V210H82V212L83 211H85V212H88L87 214L85 213V212H83V215L84 216H87V220L88 219H90V218H88L89 216H91V218H93L91 221H92V223H90L91 221H89L88 220V222H89V224L87 223V221H85L86 219H84V223H86V225L84 226V223H83V225L82 226H80L79 224H78V222L76 223V221H74L76 224L74 225V224H71V223H73V221H71L70 223H69V221L70 220H68L66 223H68V225H66L65 224V227L64 228H60V229H62V231H59V230H57L58 228H56V225H55V228H53V229H55L54 230V234H52L51 236H53V237H50V238H54V239H50V240H52L51 241V243L49 242V243H47L45 240V242H43V241H41V242H43V244L44 245H46V246H48L47 244H49L50 246H48V248L46 247V248H44L43 246L44 245H42V243L41 242H34L35 243V245L34 244H31V246H29V247H32V246H34L32 249H34V248H38L39 247V250L37 249V252H35L36 250H34V251H31V254H30V252H29V256H33L32 258H33V260H30V261H32V263H30V261L27 259V261H25V260H21V258L19 259L18 258V256H22L24 253L23 252H26V251H23V250H20V248H18L19 246H21V244H23V243H21V244H19V243H17V244H19V245H17L16 243L15 244H13V243H11V244H13V246H15L16 248V251H14V252H10L9 254H6L5 256H7V257H4V255H3V257H2V255L0 256V263H2L3 264V259H4V264H5V261H7L8 260V258H9V260L11 261V263L10 264H12V260L11 259H13V256L15 257H17L16 259H15V261H17V259H19V260H21L22 261V263H19V261H18V263L17 264H27V263H29V264H53L52 263V261H54V264H76V263H78V264H114L113 263V261H115V263H117V264H136L137 263V261H139V264H148V261H149V259H150V261H149V264L151 263V264H155L154 263V261H156V263L157 264H162L163 263V261H164V263L163 264H182V263H184V261H185V264H189L190 263V261H191V264H197V263H199V260H200V263L199 264H215L216 263V260H217V263L216 264H232L233 263V261H234V263L233 264H235L236 263V261H237V263L236 264H249V261H250V264H264V247H262L263 246V244H264V181H263V179L264 178H262V179H260L259 177H255L254 176V179L256 178V180H257V182H256V180L254 181V183L257 185V183H258V187L254 184V186L255 187H257L258 189H254V188H252V191H251V189H250V187H249V190H248V187H246V188H243V187H245V185L243 186V187H241V188H236V187H234V188H232V189H230L229 191H232V192H229V191H227L226 189H225V191L226 192H224V190H223V192H222V190H219V191H217L216 193H215V195H212L213 197L212 198H208V202L206 201V200H203V201H205V202H207V205H206V203H204V202H202L201 200L200 201H198L197 200V198H196V201H195V199L193 198V199H191V197H180L182 194H180V192H179V190H177V189H179V186L177 187V184L176 183H174L176 186H174L173 184H171L172 182H173V180L171 181L170 180V178H169V181H170V183L169 184H167L169 181H168V179H166V177L164 178ZM227 177V179H229ZM233 177V176H232ZM153 178V179H152ZM168 178V177H167ZM231 178V177H230ZM250 178V179H249ZM258 178V179H257ZM224 180H225V178H223ZM222 179V180H223ZM152 180V182H150ZM165 180L166 181H168L167 183L165 182ZM194 180V179H193ZM192 180V181H193ZM260 180V181H259ZM143 181V182H144ZM154 181V182H153ZM158 182V184H159V187L157 186L158 184H157V182ZM174 181H176V180H174ZM246 181V182H247ZM250 181H251V183H250ZM262 181V182H261ZM164 182V183H163ZM245 182V183H246ZM248 182H247V184H248ZM151 185H150V184ZM157 185H156V184ZM163 183V184H162ZM149 184V185H148ZM155 184V185H154ZM162 184V185H161ZM259 184H262V187H261V185H259ZM154 185V186H153ZM164 186V187H163ZM168 186H170L169 188H167ZM152 187V188H151ZM157 187V188H156ZM174 187V188H173ZM154 188H156L155 189V191H156V193H157V197H158V199L156 200L155 199V195H153V193L152 192H155V191H153L154 190ZM165 188V189H164ZM263 188V189H262ZM151 189H153V190H151ZM167 189V190H166ZM175 189V190H174ZM241 189H243V190H241ZM245 189V190H244ZM256 190V192L254 191V190ZM165 190V191H164ZM172 190H174V192L176 191H178L177 193H174ZM240 190V191H239ZM246 190H248V191H246ZM67 191V190H66ZM164 191V192H163ZM168 191H170V192H168ZM243 193H242V192ZM68 192H69V190H68ZM68 192H65L64 191V193H66V194H68ZM134 192H135V195L136 196H138L137 198H136V196L134 195ZM146 192V193H145ZM149 192V194H147ZM152 193V195H153V197L151 198V193ZM161 192V193H160ZM171 192H172V194H171ZM218 192H220V193H218ZM259 192V193H258ZM136 193H138V195L136 194ZM145 193V194H144ZM155 193V194H156ZM169 193V194H168ZM222 193H223V195H222ZM225 193V194H224ZM228 193V194H227ZM230 193V194H229ZM234 193V194H233ZM245 193V194H244ZM147 194V196H143L142 197V195H146ZM159 194H161V196H162V194H163V198L161 199V201H160V198H161V196H159ZM165 194V195H164ZM171 194V195H170ZM173 194H174V196H173ZM177 194H179V196L177 195ZM221 196H220V195ZM240 194V195H239ZM244 194V195H243ZM249 196H248V195ZM250 194H252L253 195V197H252V195H250ZM255 194H257V195H255ZM113 195H114V197H113ZM116 195V196H115ZM120 195H122V196H120ZM127 195V196H126ZM129 195H134V197H130ZM151 195V196H150ZM168 195H170V197L168 196ZM226 195V196H225ZM237 196V198H240V199H236V196ZM262 195V196H261ZM129 196V197H128ZM169 197V199H168V197ZM183 196V195H182ZM217 196V197H216ZM219 196V197H218ZM227 198V201H226V199H225V197ZM232 196V197H231ZM235 196V197H234ZM118 197H120L119 199H118ZM143 198V200L144 199H146V198H149L150 197V199H147V200H144L145 201V203H147V204H145L144 203V201L142 200V198ZM146 197V198H145ZM160 197V198H159ZM181 199H180V198ZM252 197V198H251ZM256 197V198H255ZM258 197V198H257ZM259 197H261V199L259 198ZM111 198H108V199H111ZM127 198L129 199L130 198V200H127ZM172 198H174L175 200H172ZM180 200H179V199ZM216 198H219V199H217V201H216ZM223 200H222V199ZM234 198H235V200H236V202H237V204H235V200H234ZM241 198H242V201H241ZM263 198V199H262ZM134 199V200H133ZM137 199V200H136ZM139 199H141V200H139ZM153 199V200H152ZM186 201H185V200ZM213 199H215V200H213ZM260 199V200H259ZM139 200V202L140 203H142L143 204V206L144 205H146L145 206V208L147 209V207L148 206H150V207H148V211H146L143 207H142V204L141 205H138V204H140L139 202H136V201H138ZM149 200L150 201H153V202H149ZM155 200V201H154ZM159 200V201H158ZM170 200H172L171 202H170ZM176 200H179L178 201V203H177V205H175V202H177ZM183 200H184V203H186V202H188V200H189V205H188V203H186V204H184L183 203ZM210 200V201H209ZM213 200V201H212ZM224 200H225V202H224ZM229 200L231 201V200H233V201H231V202H229ZM240 200V201H239ZM253 200H256V202H254ZM129 201H131V202H129ZM136 202V203H138L137 205H135V204H133L132 202ZM157 201H158V203H157ZM162 201H164V203L162 202ZM173 201H174V204H171V203H173ZM192 201H194L195 203H196V205H195V203L194 202H192ZM211 201H212V203L213 202H215V203H211ZM221 201H223L222 202V204H221ZM117 202V201H116ZM122 202H123V204H122ZM127 202V203H126ZM128 202H129V204H128ZM148 202H149V205H148ZM169 202V203H168ZM182 202V204H183V207H182V205H179L180 203ZM193 204H192V203ZM200 202H202L201 204H200ZM219 202H220V204H219ZM232 202H234L233 204H232ZM238 202H239V205H238ZM242 202V203H241ZM259 203V205H258V203ZM263 202V203H262ZM130 203H132L133 205H134V207L132 208V206L130 205ZM159 204L160 203V205H157V206H160V207H157L156 205V207L153 205V204ZM163 203V204H162ZM167 203V204H166ZM190 203H191V205H190ZM208 203H209V205H208ZM211 203V204H210ZM218 203V204H217ZM227 203V204H226ZM228 203H230V204H228ZM248 203V204H247ZM251 203V204H250ZM255 203H256V205H255ZM127 204H128V206L130 205L131 206V209L130 208H128V206H127ZM151 204V205H150ZM162 204V205H161ZM215 204V205H214ZM241 204V205H240ZM261 204H262V207H261ZM126 205V206H125ZM165 207H164V206ZM170 205H173V207H171ZM195 205V206H194ZM202 205V206H201ZM211 205V206H210ZM214 205V206H213ZM227 205V206H226ZM232 205V206H231ZM248 205V206H247ZM253 205H254V208H253ZM110 208H109V207ZM129 206V207H130ZM163 206V207H162ZM170 206V207H169ZM179 206V207H178ZM194 208H193V207ZM208 206V207H207ZM217 206H219V207H217ZM226 206V207H225ZM231 208H235L234 210L233 209H229L230 207ZM234 206V207H233ZM237 206H239V207H237ZM247 206V207H246ZM250 206H252V207H250ZM259 208H258V207ZM119 207V208H118ZM124 210H122L121 208ZM126 209H125V208ZM135 207H137V208H135ZM139 207H141V208H139ZM152 207V210L154 211L156 208L157 209H159L158 210V212L155 210L154 212L150 209ZM153 207L155 208V209H153ZM199 207H201V208H203L204 209V207H206L205 209H204V211H203V209H201V208H199ZM221 207V208H220ZM224 207V208H223ZM229 207V208H228ZM249 207V208H248ZM261 207V208H260ZM104 208H105V211H104ZM107 208V209H106ZM109 208V209H108ZM128 208V209H127ZM163 208L165 209V208H167V210H166V212H165V210H163ZM169 208V209H168ZM183 210H182V209ZM193 208V209H192ZM209 208V209H208ZM215 208V209H214ZM220 208V209H219ZM242 208H244V209H242ZM248 208V209H247ZM259 210H257V209ZM263 208V209H262ZM68 210H65V211H69V212H71V211H73V210H70V208H67ZM112 209V210H111ZM114 209V210H113ZM117 209V210H116ZM121 209V210H120ZM132 209H134V210H132ZM143 209V210H142ZM149 209L151 210V211H149ZM173 209V210H172ZM177 209H179V210H177ZM181 209V210H180ZM186 209V210H185ZM190 209V211H188ZM195 209V210H194ZM212 209H213V211H212ZM221 209H223V211L221 210ZM225 209H227V210H225ZM229 209V210H228ZM262 209V210H261ZM103 210V211H102ZM119 210V211H118ZM126 210V211H125ZM129 210V211H128ZM137 210V211H136ZM160 210L162 211V212H160ZM174 212V211H178V213H176V212H174V213H172V211ZM191 210H192V212H191ZM231 210H233V211H235V212H230ZM250 210V211H249ZM252 210V211H251ZM116 211V212H115ZM121 211V212H120ZM133 211H135V213L137 212H139V214H137V215H135V213L133 212ZM142 211H143V213H142ZM145 211V212H144ZM167 211H169V212H167ZM194 211H196V212H194ZM206 211V212H205ZM249 213H248V212ZM256 211H258L257 213H256ZM102 212H103V214H102ZM104 212H106V213H104ZM107 212H108V214H107ZM112 212V213H111ZM114 212L116 213V214H114ZM123 212V213H122ZM125 212V213H124ZM134 214H133V213ZM151 214H150V213ZM157 212V213H156ZM181 212V214H179ZM183 212H185V213H183ZM189 214H188V213ZM213 212V213H212ZM221 212H223V213H225V214H223V213H221ZM246 214H245V213ZM255 212V213H254ZM94 213H95V215H94ZM142 213V214H141ZM145 213V214H144ZM167 213V214H166ZM173 215V216H171V214ZM176 213V214H175ZM183 213V214H182ZM190 213H192V214H190ZM195 213V214H194ZM198 213V214H197ZM213 215H212V214ZM216 213V214H215ZM232 213V214H231ZM234 213H235V215H234ZM247 213H248V215H247ZM80 214H82V213H80ZM86 214V215H85ZM105 214V215H104ZM111 214V215H110ZM123 214V215H122ZM126 214V216L124 217V215ZM132 214V215H131ZM142 216H141V215ZM146 214H148V215H146ZM153 214V215H152ZM160 214V215H159ZM164 216H162V215ZM165 214V215H164ZM186 214H187V216L189 217V219H188V217L186 216ZM223 215L222 217V219H221V216L219 217V215ZM245 214V215H244ZM253 214H256V215H258V217L257 216H255V215H253ZM260 214V215H259ZM262 214V215H261ZM106 215H107V217H109L108 219H106L107 217H106ZM116 215V216H115ZM139 215V216H138ZM156 215H157V217H156ZM174 215H175V217H174ZM180 215H182V216H180ZM184 215H185V217H184ZM190 215V216H189ZM207 215V216H206ZM212 215V216H211ZM233 215H234V218H233V220H232V217H233ZM240 215H242V216H240ZM244 215V216H243ZM249 215H251V219H250V216ZM101 216V217H100ZM103 216V217H102ZM104 216H105V218H104ZM114 216V217H113ZM120 216H121V220H122V218H123V220L121 221H117L116 219H120ZM123 216V217H122ZM131 217V218H128V217ZM150 216V217H149ZM154 216V217H153ZM162 216V217H161ZM180 217L179 219H178V217ZM198 216V217H197ZM203 216V217H202ZM219 218H218V217ZM127 217V218H126ZM136 218V220H138V222L135 220L134 221V219ZM149 217V218H148ZM175 218V219H173V218ZM197 217V218H196ZM205 217L207 218V220H205ZM255 217H256V219H255ZM260 217V219H258ZM263 217V218H262ZM98 218H99V222L97 221L98 220ZM101 218V219H100ZM111 218H113V220L111 219ZM139 218H141V219H139ZM145 218V219H144ZM150 218H151V220H150ZM155 218V219H154ZM157 218V219H156ZM163 218V219H162ZM167 218V219H166ZM172 218V219H171ZM192 218V219H191ZM210 218V219H209ZM216 218V219H215ZM237 218V219H236ZM240 218V219H239ZM246 218V219H245ZM251 221V222H249V221H247V223H245L246 222V220H248V219ZM253 218L255 219V220H253ZM96 219V220H95ZM103 219V220H102ZM129 219H130V221H129ZM143 219L145 220V221H143ZM155 221H154V220ZM159 219H161L160 220V222H159ZM168 219H169V221H168ZM181 219H183V221L181 220ZM195 219V220H194ZM197 219V220H196ZM262 219H263V221H262ZM110 221V222H105V221ZM127 220H128V224L126 223L127 222ZM140 220H141V224H140ZM149 221V222H147V221ZM153 220V221H152ZM166 220V221H165ZM172 220V221H171ZM173 220H175L174 222H177V224L176 223H174L173 222ZM184 220H187V221H184ZM200 220V221H199ZM210 222H209V221ZM212 220V221H211ZM217 220L218 221H222V222H217ZM224 220H225V222H226V220L227 221H230L231 223H229V222H224ZM244 220V221H243ZM102 221H104V222H102ZM157 221V222H156ZM192 221H193V223H194V225H191V224H193L192 223ZM195 221V222H194ZM196 221H197V223H196ZM215 221V222H214ZM115 222H119V223H117L116 225L114 224ZM121 222V223H120ZM133 222V223H132ZM135 222H137V223H135ZM151 222H153V223H151ZM155 222V223H154ZM165 222V223H164ZM171 222V226L169 225V223ZM183 222V223H182ZM185 222H187L186 224L188 225H186L185 224ZM200 222V223H199ZM206 222L208 223V224H206ZM224 222V223H223ZM79 223H82V221L81 222H79ZM94 223V224H93ZM106 223V224H105ZM126 225H125V224ZM130 223V224H129ZM134 223H135V225H134ZM142 223H143V225H142ZM151 223V224H150ZM156 223H158V224H156ZM159 223H161L162 225H163V227L161 228V226L162 225H160ZM180 223V224H179ZM182 223V224H181ZM199 223V224H198ZM204 223V224H203ZM213 223H215V224H213ZM219 223L221 224V225H219ZM234 223V225L236 224L237 226H233V225H231V224H233ZM87 224L89 225V226H87ZM154 224L156 225V228H155V226H154ZM172 224H175V226L173 225L172 226ZM189 224H190V226H189ZM205 224H206V226H205ZM79 225V226H78ZM94 225V226H93ZM107 225V227H105ZM112 225V226H111ZM114 225V226H113ZM118 225V226H117ZM124 225V226H123ZM131 225V226H130ZM148 225V226H147ZM152 225V226H151ZM158 225V226H157ZM159 225H160V229H162L163 230V232H162V230H159L158 228H159ZM166 225H168V226H166ZM176 225H177V227L180 229H178L177 227H176ZM182 225V226H181ZM200 225V227H198ZM207 225H209V226H207ZM213 225V226H212ZM69 226V227H68ZM72 226H74V228H72ZM78 226V227H77ZM100 226V227H99ZM120 226V227H119ZM121 226H123V227H121ZM127 226H128V228H127ZM137 226L139 227V228H141L140 230H139V232H138V234L136 233L137 231H138V229L139 228H137ZM145 228V229H147L148 227V229L147 230H145V229H142L143 227ZM164 226H165V228H164ZM187 226V227H186ZM194 226V227H193ZM204 226V227H203ZM211 226H212V228H211ZM222 226V227H221ZM225 226V227H224ZM231 226V227H230ZM232 226L234 227L233 229L235 230L234 232H233V229H232ZM242 226V227H241ZM71 227V229H69ZM88 227V228H87ZM97 228V229H94L93 230V228ZM115 228V229H112V228ZM132 227L134 228V229H132ZM170 228L171 229V227H176V228H172L171 230L172 231H170V229H168V228ZM184 227H186V228H188L189 229V231L187 230V229H183ZM193 227V228H192ZM199 229H198V228ZM209 227V228H208ZM214 227V228H213ZM223 228V230L222 229H219V228ZM228 227V228H227ZM52 228L50 227V229L52 230ZM76 228V229H75ZM102 228V229H101ZM104 228H106V229H104ZM120 228V229H119ZM125 228V229H124ZM135 228H137V229H135ZM206 228V229H205ZM225 228V229H224ZM230 228V229H229ZM238 228H240V229H238ZM259 228H260V231L262 230V232H260L259 231ZM263 228V229H262ZM76 230V231H74V230ZM78 229H80V230H78ZM84 229V230H83ZM89 229H91V230H89ZM108 229V230H107ZM110 229V230H109ZM121 229H124V230H121ZM149 229H151V230H149ZM156 229V230H155ZM210 229V230H209ZM220 231H219V230ZM229 229V230H228ZM64 230H65V232H64ZM85 231L84 232V234H86V233H88L89 234V232L88 231H93V233H94V236H93V234L92 233H90L89 235L88 234H86V235H83V231ZM97 230H101L100 232L102 233V234H100V232L98 233V231ZM103 230V231H102ZM119 232H118V231ZM135 230H137V231H135ZM148 230H149V232H148ZM167 230V231H166ZM174 230V231H173ZM178 230V231H177ZM212 230H215V232L214 231H212ZM226 230V231H225ZM237 230H240V232H238ZM58 231V232H57ZM82 233H81V232ZM104 231H106V232H104ZM122 231H124V233L122 232ZM135 231V232H134ZM153 231H155V232H153ZM165 231H166V233H167V236L166 235H163V234H166L165 233ZM168 231H169V234H168ZM179 231H181L180 233H179ZM185 231V232H184ZM187 231V232H186ZM199 233H197V232ZM210 231H212V232H210ZM218 231V232H217ZM231 231V232H230ZM60 232H62L61 234H60ZM70 232V233H69ZM78 232V233H77ZM114 232V233H113ZM145 232V233H144ZM147 232V233H146ZM172 234H171V233ZM177 232H178V234H177ZM190 232V233H189ZM193 232V233H192ZM194 232H196V233H194ZM221 234H220V233ZM223 232V233H222ZM233 232V233H232ZM238 233V234H235V233ZM260 232V233H259ZM52 233V232H51ZM58 235H57V234ZM117 233V234H116ZM130 233H132L131 235H130ZM184 235H183V234ZM189 233V234H188ZM200 233H201V235H200ZM214 233V234H213ZM239 233H240V236H239ZM254 233V234H253ZM258 233V235H256ZM56 234V235H55ZM70 234H72L71 236H70ZM75 235V237H78V240L80 239V238H82V237H85L84 239H80L81 241H77V242H81L80 244H81V246H77L79 243H76V242H74L73 241V239L75 240V237H74V235ZM80 234H82L83 236H81ZM91 234H92V236H91ZM96 234V235H95ZM102 235V236H100V235ZM107 234V235H106ZM109 234V235H108ZM119 234V235H118ZM146 234V235H145ZM152 237H150L149 235ZM155 234V235H154ZM186 234V235H185ZM192 234H193V236H192ZM195 234H197V235H195ZM224 234V235H223ZM231 235V236H229V235ZM62 235V236H61ZM98 235V236H97ZM105 235H106V237H105ZM114 235V236H113ZM124 235V236H123ZM128 235H130V236H128ZM136 235V236H135ZM153 235H154V237H153ZM161 235V236H160ZM175 235V236H174ZM180 235V236H179ZM195 235V236H194ZM217 235V236H216ZM228 235V236H227ZM236 235V236H235ZM54 236H56V237H54ZM87 236V237H86ZM90 238H89V237ZM98 238H97V237ZM104 236V237H103ZM111 236V237H110ZM117 236V237H116ZM121 238H120V237ZM141 236H144V237H141ZM155 236H156V238H155ZM164 236H165V238L167 239V240H169L170 242H171V240H172V243L170 244V245H172V244H174V246H175V243H177V242H179L178 244H180V242H181V244H180V247H182V245L184 244L185 245V248H180V247H178V248H180V249H178V251H180L181 253H179V252H177V246H176V248H175V250L176 251H172L171 249H169L168 251L169 252H173V254H171L170 253V255H169V252L167 251V249H166V251L165 250H163L162 252V254H163V256H164V258L165 259H163V256H162V254H160V256L162 257V259L163 260H161V258H160V256H158V255H156V257H155V255H153V256H151L152 254H148V251L150 252V253H152L151 252V250L152 251H154L155 250V246L157 245V243H161L162 244V242L163 243H166V242H169V241H167L165 238H164ZM175 238H174V237ZM183 236V237H182ZM222 238H221V237ZM225 236V237H224ZM235 236V237H234ZM256 236H257V238H256ZM60 237H61V239H60ZM103 237V238H102ZM108 237V238H107ZM138 237V238H137ZM147 237V238H146ZM149 237V238H148ZM158 237V238H157ZM161 237H163V238H161ZM178 237H179V239H178ZM187 237H189V238H192L191 240L189 239V238H187ZM193 237H195V239L193 238ZM199 237V238H198ZM202 237V238H201ZM220 237V238H219ZM224 237V238H223ZM229 237V238H228ZM230 237H232V239L230 238ZM237 237V238H236ZM57 238V239H56ZM94 238H95V240H94ZM107 238V239H106ZM110 238V239H109ZM116 238V239H115ZM125 238V241L123 240ZM129 238H131V239H129ZM140 238V239H139ZM141 238H143L142 240L145 242H143L142 240H141ZM150 238L152 239V240H150ZM160 238L162 239V241L160 240ZM174 238V239H173ZM189 240V243H188V240ZM205 238V239H204ZM214 238H216V240L214 239ZM246 239L247 241L245 242L244 241V239ZM252 238V239H251ZM254 238H255V240H254ZM259 238V239H258ZM261 238H262V240H261ZM48 239V238H47ZM48 239V240H49ZM65 239V240H64ZM88 239V240H87ZM90 239V240H89ZM97 239H99V240H97ZM101 239H104V240H101ZM147 239V240H146ZM198 239V240H197ZM202 239H204L203 241H202ZM222 239V240H221ZM239 239H242V240H240L241 242L243 241L244 242V244H243V242H242V244L243 245H245V247L246 248H248V249H250V250H248V249H246L245 247V249H246V251L247 252H249V254L251 255H249L248 253V255L246 254V251H244L245 249L243 248V247H241V242H239ZM257 239V240H256ZM49 240V241H50ZM54 240H55V243H52V242H54ZM58 240V244H56L57 241ZM65 242H63V241ZM76 240H77V238H76ZM84 240V248H83V246H82V241ZM85 240L86 241H88V242H86L85 243ZM105 240H108L107 241V243H104L105 242ZM113 240V241H112ZM118 240V241H117ZM120 240H122V242H125V243H122V242H119ZM130 240V241H129ZM133 240V241H132ZM137 242H136V241ZM157 240V241H156ZM178 240H180V241H178ZM183 242H182V241ZM200 240V241H199ZM214 240L215 241H218V243L217 242H214ZM228 240V243L226 244V241ZM234 240V241H233ZM235 240H238V241H235ZM250 240H252L251 242H253V243H251V242H249ZM111 241V242H110ZM119 242L118 244L117 243H115V242ZM143 243H142V242ZM159 241V242H158ZM166 241V242H165ZM175 241V242H174ZM177 241V242H176ZM197 241V242H196ZM205 241H207V242H205ZM221 241V242H220ZM224 241V242H223ZM231 241V242H230ZM254 241H255V243H254ZM3 242V243H2ZM5 241H0V243L3 245L4 244V246H7L8 245V242L6 243H4ZM70 242V243H69ZM72 242L73 243H75V244H73V245H76V246H73V249H72V247H71V245H72ZM90 242V243H89ZM93 242H95V244L96 243H98V244H93ZM100 242H101V244H100ZM110 244H109V243ZM128 242L129 243H131V244H128ZM139 242H141L142 244H143V246L141 245V243H139ZM154 242V243H153ZM187 242V243H186ZM195 243V244H192V243ZM199 242V243H198ZM223 242V244H222V246H221V243ZM235 242H238V243H240L239 245L240 246H238ZM250 243L249 244V246L247 245L248 243ZM258 242H260L261 244H259ZM45 243H47V244H45ZM68 243V244H67ZM135 245H134V244ZM137 243H139V246H138V244ZM149 243H152V244H149ZM156 243V244H155ZM204 243V244H203ZM232 243V244H231ZM236 245H235V244ZM247 243V244H246ZM6 244V245H5ZM41 245V247H40V245ZM54 244V245H53ZM65 244H67V245H65ZM70 244V245H69ZM87 244V246H88V249L86 250V248H87V246L85 247V245ZM90 244H93V245H90ZM106 244H108L109 246H107ZM115 244H116V246H115ZM127 245V247H126V245ZM146 244V245H145ZM147 244H148V246H147ZM169 244V243H168ZM202 244L204 245V247L202 246ZM209 244V246H213L214 244V247H209V246H207V247H209V251H208V249H206L207 247H206V245H208ZM216 244H219V246H220V249H219V246L217 247L216 246ZM234 244V245H233ZM252 244H254V246L252 245ZM10 245V244H9ZM52 245V246H51ZM55 245H57V247H54ZM91 247H90V246ZM97 246V247H95V246ZM122 245V246H121ZM152 245V246H151ZM159 245V244H158ZM157 245V246H158ZM184 245H183V247H184ZM188 245H190V249H189V247H188ZM196 246L195 247V249L194 248H192V246ZM198 245V246H197ZM200 245V246H199ZM231 245H233L234 247H232ZM251 245V246H250ZM102 246V247H101ZM104 246V247H103ZM147 246V247H146ZM179 246V245H178ZM228 246V247H227ZM248 246V247H247ZM253 246V247H252ZM257 246V247H256ZM261 246V247H260ZM8 247V246H7ZM23 247H25V245H23L22 246V249H24ZM28 247V248H29ZM53 247H54V250H53ZM58 247H60V248H58ZM74 247H75V249H74ZM100 247V248H99ZM108 247V248H107ZM113 247H116L115 249H117V250H115L114 251V248ZM121 247H122V249H121ZM130 247V248H129ZM133 247V248H132ZM137 247V248H136ZM139 247V248H138ZM141 247H143L142 249H141ZM155 247V248H154ZM197 247H199V248H197ZM224 247V248H223ZM227 249H226V248ZM230 247V248H229ZM238 247V248H237ZM40 248H44V250L43 251H41V252H43L44 254L42 255V253L40 252ZM62 248H63V250H62ZM83 250H82V249ZM103 248V249H102ZM104 248L106 249V250H104ZM120 248V249H119ZM124 248V249H123ZM148 248V249H147ZM150 248V249H149ZM153 248H154V250H153ZM202 248V249H201ZM234 248V249H233ZM239 248H240V250H239ZM241 248H243L242 249V251H241ZM257 248V249H256ZM17 249H19V250H17ZM31 248L29 249V250H32ZM46 249H48V250H46ZM51 249V250H50ZM67 249H69V250H67ZM79 249H81L80 251H82V252H80V253H82V254H80L78 251H79ZM91 249H93V250H91ZM97 249H98V251H97ZM107 249H109L108 250V252H107ZM129 249V250H128ZM132 249V250H131ZM147 249V250H146ZM190 251H189V250ZM199 251H198V250ZM211 249V250H210ZM224 249V250H223ZM233 250V252H231L232 250ZM253 249V250H252ZM258 249H259V251H258ZM28 250V251H29ZM42 250V249H41ZM59 250V251H58ZM65 250H66V252H65ZM73 250V251H72ZM78 250V251H77ZM84 250H86V251H84ZM100 250V251H99ZM103 250H104V252H103ZM124 250H127V251H124ZM131 250V251H130ZM136 250V251H135ZM171 250V251H170ZM186 250V251H185ZM203 251V250H205L206 252H201V251ZM228 250H229V252H228ZM21 251H23L22 253L23 254H21ZM68 251V252H67ZM71 252V254H70V252ZM90 251V252H89ZM110 251H113L112 253L110 252ZM119 251V252H118ZM138 251H139V254H136V253H138ZM165 251V252H164ZM198 251V252H197ZM211 251V252H210ZM244 251V252H243ZM252 251V252H251ZM254 251V252H253ZM17 252V253H16ZM20 252V255H17L18 253ZM35 252V253H34ZM39 252V254L40 255H38L37 253ZM54 252V253H53ZM85 252H87V253H85ZM89 252V253H88ZM91 252H94L93 254H95V255H93V256H91ZM100 252V253H99ZM115 252V253H114ZM117 252H118V254H117ZM122 252L124 253L125 252V254H124V257H123V254H122ZM126 252H128L129 253V257H128V254L126 253ZM130 252H131V254H130ZM145 252V253H144ZM175 252H177L178 253V255L175 253ZM191 255H193V256H191L190 257V254ZM197 252V253H196ZM217 252V253H216ZM219 252H221V253H219ZM225 252V253H224ZM251 252V253H250ZM258 252H260V253H258ZM32 253H33V255H32ZM60 253V254H59ZM64 253V254H63ZM66 253V254H65ZM68 253V254H67ZM74 253V254H73ZM97 253V254H96ZM106 253V254H105ZM113 253L115 254V255H113ZM122 254V257H120L121 255L120 254ZM134 253H135V255H134ZM140 253H142V254H140ZM165 253V254H164ZM183 253V255H181ZM189 254V256H188V254ZM194 253V254H193ZM209 253V254H208ZM211 253V254H210ZM216 253V254H215ZM223 253V254H222ZM228 255H227V254ZM239 253V254H238ZM242 253V254H241ZM245 253V254H244ZM262 253V254H261ZM16 254V255H15ZM35 254H37L38 256H36ZM55 254H57L56 256H55ZM90 254V255H89ZM101 254H102V256H101ZM104 254V255H103ZM109 254V255H108ZM126 254H127V256H126ZM198 254V255H197ZM201 254H203L202 256H201ZM206 254V255H205ZM215 256H214V255ZM232 254V255H231ZM237 257H239V258H243V261H242V259H239L238 257L236 258L234 255ZM237 254V255H236ZM245 256H244V255ZM256 254V255H255ZM261 254V255H260ZM26 253H25V258H26ZM38 258H34L35 256ZM52 255V256H51ZM58 255L60 256V257H58ZM65 255H66V258H65ZM76 255V256H75ZM87 255H89V256H87ZM120 255V256H119ZM135 257H134V256ZM147 255H150V257L147 259ZM166 255H168V256H166ZM173 255V256H172ZM174 255H175V257H174ZM210 255V256H209ZM213 255V256H212ZM218 255L220 256V257H218ZM227 255V258H224L225 256ZM231 255V256H230ZM255 255V256H254ZM257 255H258V257L259 258H257ZM260 255V256H259ZM263 255V257H262V259H261V256ZM51 256V257H50ZM63 256V257H62ZM69 256H70V258H71V260H72V258H74L72 261L69 259ZM75 256V257H74ZM80 256H82V258H79ZM85 256V257H84ZM87 256V257H86ZM93 257V259L92 260H90L91 259V257ZM96 256H97V259L99 260H97V261H95V259H96ZM98 256H100L101 257V259H99L98 258ZM105 256H108V258H106L105 259ZM112 258H111V257ZM119 256V257H118ZM132 256H133V258H132ZM136 256H138V258L136 257ZM159 257V259H158V257ZM181 256V257H180ZM187 256V257H186ZM198 256V257H197ZM224 256V257H223ZM248 256V257H247ZM253 256V257H252ZM11 257V258H10ZM24 257V256H23ZM41 257V258H40ZM45 257V258H44ZM68 257V258H67ZM128 257V258H127ZM145 257V258H144ZM154 257V258H153ZM173 257H174V259H173ZM178 257V258H177ZM182 257H184V258H182ZM201 257V258H200ZM204 257V258H203ZM213 257H214V259H213ZM216 257V258H215ZM223 257V258H222ZM233 257V258H232ZM246 257H247V260H246ZM249 257H252L251 259L249 258ZM2 258V259H1ZM50 258V259H49ZM57 258V259H56ZM60 258V259H59ZM64 258H65V260H64ZM83 258H85V259H83ZM86 258H88V259H86ZM90 258V259H89ZM103 258V259H102ZM122 258V259H121ZM124 258V259H123ZM140 258H141V260H143V261H141L140 260ZM143 258V259H142ZM156 258L158 259V260H156ZM169 258H171V261H169L170 259ZM178 260H177V259ZM197 258V259H196ZM207 258V259H206ZM221 260H220V259ZM230 258V259H229ZM232 258V259H231ZM235 258V259H234ZM245 258V259H244ZM254 258H256V259H254ZM30 259V258H29ZM45 259V260H44ZM54 259V260H53ZM67 259V260H66ZM69 259V260H68ZM106 261H105V260ZM109 259V260H108ZM126 259H128V260H126ZM130 259V260H129ZM131 259H132V261H131ZM137 259V260H136ZM147 259V260H146ZM180 259V260H179ZM182 259V260H181ZM188 259V260H187ZM194 259H196V260H194ZM8 260V261H9ZM76 260V261H75ZM80 260V261H79ZM88 260V261H87ZM102 260H103V263H102ZM121 260V261H120ZM166 260V261H165ZM194 260V261H193ZM205 260V261H204ZM210 260V261H209ZM212 260V261H211ZM214 260V261H213ZM229 260V261H228ZM239 260V261H238ZM247 261V263H246V261ZM252 260H254V261H252ZM256 260V261H255ZM8 261H7V264H9L8 263ZM15 261H14V259H13V264L15 263ZM35 261H36V263H35ZM47 261H48V263H47ZM89 261H91V263H89ZM126 261H127V263H126ZM140 261H141V263H140ZM152 261H153V263H152ZM177 261H179V263H177ZM187 261H188V263H187ZM222 261H225V263H222ZM226 261H227V263H226ZM261 261H262V263H261ZM16 264V263H15ZM138 264V263H137Z\"/></svg>",
  "mask_w": 264,
  "mask_h": 264
}]
</instances>
